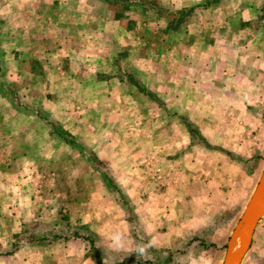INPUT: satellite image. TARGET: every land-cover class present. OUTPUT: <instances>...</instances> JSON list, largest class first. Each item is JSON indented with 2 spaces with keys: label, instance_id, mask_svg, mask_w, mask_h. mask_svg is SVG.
<instances>
[{
  "label": "crops",
  "instance_id": "crops-1",
  "mask_svg": "<svg viewBox=\"0 0 264 264\" xmlns=\"http://www.w3.org/2000/svg\"><path fill=\"white\" fill-rule=\"evenodd\" d=\"M153 1L0 0V249L11 247L13 235L38 220L56 233L62 225L84 229L102 264H221L226 246L217 244L236 222L229 227L233 214L222 222L216 216L244 209L252 183L243 166L251 149L240 140L249 130L244 121L256 111L243 88H258L264 70L261 55L251 53L254 60L250 47L243 51L249 45L244 40L249 42L251 1L173 0L176 6ZM193 4L199 5L181 28L169 26L172 17L155 9L172 12ZM232 19L240 27L235 32ZM240 31L246 38L233 43ZM169 32L210 40L205 47L193 38L178 42L179 56L167 49L165 58L155 60L159 38L147 35ZM43 114L93 149L145 238L135 236L125 205L100 168L60 138ZM184 119L205 140L193 138ZM78 194L80 200H74ZM69 203L80 207L72 214ZM46 210L53 214L47 217ZM59 210L70 214L62 213V224ZM97 210L104 211L103 220ZM258 228L257 223L246 254L257 232L264 241ZM73 231L66 238L29 231L46 238L19 246L4 261L100 264L87 239ZM143 239L156 244L141 260L135 250ZM204 241L216 244L206 248ZM168 249L171 261H153L156 251Z\"/></svg>",
  "mask_w": 264,
  "mask_h": 264
},
{
  "label": "rangeland",
  "instance_id": "rangeland-1",
  "mask_svg": "<svg viewBox=\"0 0 264 264\" xmlns=\"http://www.w3.org/2000/svg\"><path fill=\"white\" fill-rule=\"evenodd\" d=\"M250 1H251L250 19H249L250 32L248 34L249 42L247 41V39L244 40V42L245 43H249L250 46L249 45L244 46L243 51H245V53H246L248 51V49H246V48L250 47L249 54L252 55L254 60H256L255 56L261 55V57L263 58V61H262L263 67L261 68V71H262V70H264V30L263 29L262 30H258V28L259 27H261V28L264 27V0H250ZM170 3H172L173 6H176L178 4V2L173 1V0H171ZM160 6H162V5H160ZM184 7H187V6H184ZM155 9L157 11H161L163 13L167 12V14H169L170 17H172V18H173L172 12L176 11V10H173L171 12V11L168 10L169 8L165 7V6L160 7V9L155 7ZM242 9L246 10L245 7H242ZM254 9H261L263 12L259 14V12H256L257 10H254ZM235 20L238 21V19H235ZM237 21L234 22V19H232V23H233L234 27L232 26L233 28L231 27L230 29L233 30V32H235L236 28L239 25V23H237ZM151 22H152V20H151ZM222 23L224 25H226L225 22H222ZM158 24L161 25L163 23L158 22ZM158 24L156 23L155 26L158 25ZM173 24H174V22H171V25H173ZM191 24L192 25H190V28H191L192 31H194L193 22ZM182 25H183V22L180 23L177 27L181 28ZM238 28H240V27H238ZM155 29H152V30H155ZM242 33H243L244 38L242 37ZM245 33H247V32L240 31L238 34L237 33L233 34L232 37L230 35L231 39L234 40L233 43H237V44L240 43L241 44L240 41L242 39H245L246 36H247ZM153 36H158V38H159V39L155 40V41H158V43H156V46H154V50L152 51L153 52V57H154L155 60H159L161 58H165L166 53H167L165 51L167 49H169L170 52L171 51L173 52V50H174L172 55L177 57V55L180 52L178 50V48H177L178 45H176L178 42L184 43L185 41H188L190 38H193L197 42L202 40L203 42H201V43L198 42L197 45L199 46V45L203 44L204 47H205V45L208 44L209 40H210L209 39V35H207L206 37L203 35L202 39H199L198 35H197L196 38H194L193 37L194 36L193 32H191L190 34L189 33L188 34L187 33L186 34H182V33L177 34L175 32H169L168 34L164 33V34H159V35H154L153 34V35H147V39L154 41L153 40L154 39ZM219 38H221L222 40L225 39V37H223V36H221V37L219 36ZM191 41H193V40H191ZM170 44H172V46H170ZM174 45H175V49H173ZM203 45H201V46L203 47ZM218 52L219 53L221 52L220 54H223V55L225 54V51H223V50H219ZM253 52H254L255 56L253 54H251ZM138 53H139V50H138ZM261 78H262L261 81L263 83L261 81L257 82L258 85H259L258 88H256V87L253 88L252 85H251V88L249 87L250 88L249 89V88H247L246 85H244L243 89H245L246 93L244 91H242L243 93L248 94L249 96H251L249 98H247V96H246L245 100H247L249 105H251V107H254L253 110H255L257 112V113L254 112V116H250L249 117L250 120L248 119L247 122L243 120L245 123H247V124L243 123L244 126L248 127L249 130H248V132L247 131L243 132L245 134L247 132V135H244L245 138H242L240 140L241 141L240 144H242V141H248L250 149H251V156L248 158L247 161L243 162V166H244L245 172L246 171H247V173L249 172V176H250V179H251V182H252L251 183V188H250V194H251V192H252V190H253L256 182H257V179H258V177L260 175V172H261L263 164H264V155L261 154V152H263V150H264V75L261 76ZM253 95H256V96H253ZM253 101H257V102H253ZM43 116L48 118V116L45 115V114H43ZM49 120L53 121L54 123L57 122L56 120H53L51 118ZM239 120L240 119H238V121ZM240 132H241V130H240ZM66 133L71 136V134L69 132L66 131ZM192 137L195 138V139H200L198 134H192ZM75 149H76L75 151H78L79 153H81L84 157H86L89 160V162L91 163L93 168H98V169L100 168L99 169L100 172L101 171L105 172V170H103V169L101 170L103 162L100 161V159L98 158L97 154L93 151L92 148H88L87 146L82 145V149H79V147H76V146H75ZM75 164H76V162H75ZM101 178H102V175H101ZM157 179H160V178H157ZM87 184H89L91 187L93 186V183L91 181L88 182V180H87ZM80 185H82V184H80V183L76 184V186H78L77 189L82 191V188H81ZM78 198L80 200L81 195L75 197L74 200H77ZM68 207H69V212L73 214L76 211V209H78L80 206L75 205L73 203H69ZM242 211H243V208L242 209L228 208V209L222 211L221 214H218L216 216V222H218V220L222 222L230 214H233V218H229L228 219L229 227H232L234 225V223L237 221V219L239 218V216L242 213ZM97 212H98L99 215L102 216L101 217V219H102L103 218L102 213L104 211L103 210L102 211L97 210ZM62 213H66V214H68V216L70 215L67 210H59L57 212L56 218L59 217V219H60L59 221H60L61 224H62V220H61L62 219L61 218L62 217ZM45 214L48 215L47 217H50L53 214V212L51 210L50 211L46 210ZM53 216H55V214ZM126 216H128L127 213H126ZM132 216H133V218H132L131 221L136 222L135 215L132 214ZM258 224H259V228L258 229H260V231L261 230L264 231V218L262 220H260L258 222ZM107 225H108V223H107ZM53 229H54L53 227H51V226H49L47 224L41 223V221L37 220V221H34L31 225L26 226L25 229L21 228L18 232H16V234L13 235V237H14V240H15L17 237H19V236H21L23 234V231H25V232L28 231L25 234H29V231H34L36 233H44V232H49V231L53 232L54 231ZM72 229L73 230L77 229L78 231H81V232L85 231L82 228H72ZM211 229L212 228L210 227L209 230H211ZM73 230H69V228L66 230L64 228V225H62V226H58V232L57 233L56 232H53V233L60 234V235H67L68 233H70ZM203 231L206 232L205 229H203ZM229 233L230 232H228L224 236L222 235V237H223L222 240L219 241L218 244H217L218 248L225 249V246H226V242L225 241L227 240V238L229 236ZM140 236L142 238H145L141 233H140ZM259 236H260V234H259V232H257L256 236L254 237L252 247L250 248V251L248 252V254H246V257H245V260H244L243 264H264V241H262ZM43 241H44V239L42 241L32 242V243H28V244H32L33 245L34 243H40V242H43ZM145 243H141V244L146 246L147 244H145ZM214 243L215 242H211V244H210L209 242H205L204 241L202 245H203V247L208 248L209 245L212 246ZM25 244H27V243H20L19 246H21V245L23 246ZM141 244H139V245L141 246ZM11 246H12V244H11ZM196 247L197 248H201L200 245H197ZM9 249H11L10 246L7 247V248H4V249H0V251L4 252V251H7ZM90 253H92L91 252V248H90ZM155 253H160V252L156 251ZM8 254H10V253H2V254H0V261L1 260L4 261V259L8 258V256H9ZM144 257H145V255L144 256H139V259L142 260V259H144ZM220 258H221V255L218 257V260ZM20 259H18V257H16V258H14L13 261L16 262V264H18V263L28 264L29 263L28 262V259H29L28 257H26L25 259H22V258H20ZM124 259L125 258L122 257V260H124ZM32 260H33V258L30 257L29 261H32ZM261 261H262V263H261ZM2 263L3 264H8V260L6 262L4 261ZM182 264H187V263L182 262Z\"/></svg>",
  "mask_w": 264,
  "mask_h": 264
},
{
  "label": "trees",
  "instance_id": "trees-1",
  "mask_svg": "<svg viewBox=\"0 0 264 264\" xmlns=\"http://www.w3.org/2000/svg\"><path fill=\"white\" fill-rule=\"evenodd\" d=\"M145 1L154 2L153 0H145ZM208 2L209 1H206L203 4H206ZM198 5L199 4H193V5H190V6H187V7H183L181 9H179V10H176V11L172 12L173 18L171 19V22H174V24L171 25V23H170L169 26H173V27L176 28L180 23H182L183 21L189 19V17L193 14V11H194L195 7L198 6ZM128 77L131 80H133V83L136 84V86L141 91H146L144 86L141 85V83H139L136 79H134L130 74H128ZM45 119H46V121L48 123H50L52 125L53 131L56 132L59 135L60 138H62L63 140L67 141L70 144H73L76 147H79V149H82V145L79 142H77L76 140H74L70 135H68L65 130L61 129L59 127V125H57L56 123H54L53 121H51V120H49L47 118H45ZM184 121H185V123L187 125V128L191 132V134H198L199 138L205 140L201 135H199L198 131L194 128V126L192 125L191 122H189L188 120H185V119H184ZM204 142L207 143L206 141H204ZM101 175H102V178H103L104 182L106 183V185L110 188V190L115 192V194L117 195L119 200L125 205L126 213L128 215L127 218L132 224V229H133V232H134L135 236L138 239H142V237L140 236L139 231L137 230L136 223L131 221L132 218H133V216H132L133 212H132L131 208L127 205V202L124 199L123 193L121 192L120 188L115 183L113 178L110 175H108L107 172L101 171ZM72 234L75 235V236H82L85 239H87V241L91 244V248L93 249L94 253L97 256L98 262L100 264H102L100 255L98 254V249L94 245V241H93V238L91 237V235L89 233L83 234L82 232H79L78 230L76 231V229L72 232ZM62 237L66 238L67 236L66 235L56 234V233L52 235V238H62ZM45 238L46 237H44V236L37 237L33 233H31V234H22L21 236L17 237L14 240V242L12 243L11 249H9L7 251H4V252L0 251V254H2V253H12L16 248H18L20 243L37 242V241H42ZM143 240L148 244L147 239L146 240L143 239ZM151 249H153V248L151 247ZM181 249H178V250H181ZM183 250L184 249H182L181 251H183ZM154 254H155V256L152 259H153V261H156V263H168L169 261H171L173 259L172 255L174 253H173V250L168 249L165 253H154Z\"/></svg>",
  "mask_w": 264,
  "mask_h": 264
},
{
  "label": "water",
  "instance_id": "water-1",
  "mask_svg": "<svg viewBox=\"0 0 264 264\" xmlns=\"http://www.w3.org/2000/svg\"><path fill=\"white\" fill-rule=\"evenodd\" d=\"M264 215V164L257 182L226 242L221 264H240L248 251L255 227Z\"/></svg>",
  "mask_w": 264,
  "mask_h": 264
},
{
  "label": "clouds",
  "instance_id": "clouds-1",
  "mask_svg": "<svg viewBox=\"0 0 264 264\" xmlns=\"http://www.w3.org/2000/svg\"><path fill=\"white\" fill-rule=\"evenodd\" d=\"M114 241H115V243H116L118 248L121 247V245H120V236L119 235L114 237ZM155 244H156L155 240L149 241V243L146 246H144V245L138 246L135 251H136L137 255L144 256V255L147 254V249L151 248V247H154Z\"/></svg>",
  "mask_w": 264,
  "mask_h": 264
},
{
  "label": "built area",
  "instance_id": "built-area-1",
  "mask_svg": "<svg viewBox=\"0 0 264 264\" xmlns=\"http://www.w3.org/2000/svg\"><path fill=\"white\" fill-rule=\"evenodd\" d=\"M154 170H155V173H156V174L160 175V170H159V168H155Z\"/></svg>",
  "mask_w": 264,
  "mask_h": 264
}]
</instances>
